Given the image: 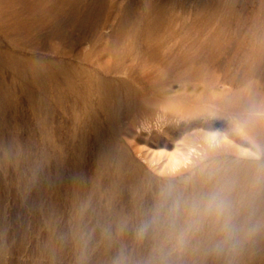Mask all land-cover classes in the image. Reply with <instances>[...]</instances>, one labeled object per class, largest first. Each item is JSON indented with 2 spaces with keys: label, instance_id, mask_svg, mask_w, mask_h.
<instances>
[{
  "label": "rangeland",
  "instance_id": "374dc122",
  "mask_svg": "<svg viewBox=\"0 0 264 264\" xmlns=\"http://www.w3.org/2000/svg\"><path fill=\"white\" fill-rule=\"evenodd\" d=\"M114 2H116L114 4L118 5V8L115 7L113 11L110 6L112 0H107L103 6L97 5L98 7L95 8L94 12L97 11V14L101 11L103 17L101 13L97 16L102 19L114 15L113 21L111 20L113 26H117V24L119 26V22L125 20L128 27V24L132 21L140 27V32L148 31L155 35L169 34L171 36L174 34V36H177V40H180L181 37H191L202 45L196 43L199 47L174 49L169 52L164 49H157L159 50L157 53L154 51V55H150L152 59L140 61L141 63L135 65H118L119 70L117 71L109 68L113 65L114 58L111 63L107 62L110 60H105L104 65L107 63L104 67L105 70H112V73L109 72L105 76L114 81V88L118 85V95L122 97L132 95L134 88L135 91L139 90L140 92L142 90L137 93L135 106L129 110L128 114L120 117L116 130L113 132L109 125L106 127L105 135L109 136V134L114 133L118 142L116 150L124 148L131 159L144 163L152 172L158 175L163 174L153 169V166L149 164L151 161L155 166L158 162H169V156L184 152L183 160L186 163L184 167L187 168L189 163H194L192 154L187 155L186 152L188 134H203L204 137L200 139L202 142L205 141L202 138H205L206 135L213 138L215 136V141L220 138L226 141L231 140L234 145L236 142L234 136L228 137V139L224 138L225 134L230 135L232 131H230L229 115H243V122L251 131L256 133L255 137L259 138L258 143L264 149V0H116ZM108 5L110 7L106 8L105 12L102 11L105 10L104 6L107 7ZM53 7V0H0V51H6L7 53L9 51V57H3H6L8 63L5 59H1L0 62L8 65L5 67L4 64L3 69H0V76L3 77L0 78V96H3L2 103H4L0 116L3 114L7 118L10 117L8 118L10 124L5 125L8 128L4 139L9 142L11 151L0 143V264H112L113 259L121 249L126 253L127 264H182V262L183 264H191L190 255H188L189 250H196L201 246L196 243L184 244L183 240L173 238V232H169L168 237L166 236V238L159 241L153 238L155 234L153 230L144 239L138 240L135 237V226L132 225L133 223L129 219L127 225L124 226V231L117 234L119 227L114 224L115 220L111 212L113 205L106 196L109 194L114 197L115 194L108 193L106 188L107 191L105 192L107 193H90L94 189L91 183L96 167L85 162H81L80 168L82 170L81 177H84L81 182L86 190L84 200L87 203L84 214L87 215L86 218L83 217L82 222L74 217L73 207H71L72 199L69 198L73 183L70 178L73 169L70 168L76 166L75 151L77 148L73 144L79 146L81 140L85 138V132L81 128L82 123L80 124L86 114V109L85 111L83 109L85 107L83 99L86 100L85 97H91L94 102V108L91 109L93 112H97V96H93L84 87L73 89L68 85L69 77L65 74L67 80L64 79V81L66 80L68 83L63 82L64 84H60L61 82L58 81L55 82L56 85L52 84L65 89L68 93L67 96H69H66L68 99H64V96L45 100L40 97L41 89L34 82L33 77L35 71L42 70L46 66L45 63L50 61L62 65L74 64L81 68L86 64L84 61L85 56L91 53L90 47L85 46L84 48L82 46V48H75L72 51L70 47L67 48L69 41L67 44V41L61 42L49 38L48 34L46 35L50 31L48 29L42 31L39 37L37 36L39 39H36L38 44L35 42L37 44L35 45L36 49L26 48L25 35L27 32L23 30L17 32V27L26 26L27 24L29 28H33L32 26L35 25L39 26L44 23L43 21L52 24ZM39 8L42 10L40 11ZM116 9L118 10L114 11ZM113 12H118L119 16H115ZM114 20H116V23H114ZM6 27L10 28V31H5ZM31 33L37 34L36 31H31ZM106 35L105 40H108L109 33ZM196 37H199V39ZM208 43L212 44L209 46L210 49L207 46ZM13 47H20V49L13 50ZM11 51L12 53H10ZM172 53L174 54V60L171 57ZM120 54L121 52H118L119 58ZM155 55H158V57L154 58ZM160 56L161 58H159ZM165 56L172 58V61L169 58V60L167 59L169 62L176 63L171 65L172 63L168 62V64L167 61L164 62L165 64L157 62V60H166L167 57ZM15 60L19 61L13 63ZM178 60L181 62H178ZM10 62L14 65H11ZM148 67H150L149 70ZM12 68L16 72L12 71ZM47 68L43 71L50 73V69L47 70ZM24 71L31 74L30 78L33 83L29 84L30 88L28 85L25 86L21 83V79L18 81L20 77L15 75ZM183 73L197 80L198 89L208 87L211 83H217L216 88L218 90L214 96H211L210 90L206 94L196 96L198 101H202L201 106H210L216 110L212 109L214 110L212 117H210L211 111L204 112L203 116L197 118L198 121L196 120V123H194L196 126L189 133L182 132L185 125L184 121H177L170 114L159 117L155 108L141 104L143 99L147 100L152 95L149 80L153 81L157 78L159 80L164 77H168L167 79L170 77L173 80L174 76ZM120 82H125L127 86L129 84L132 89L129 87L125 89V86H122ZM8 83L10 88L6 85ZM11 83L16 86L13 87ZM174 85L176 86L177 83H174ZM7 88L8 90H6ZM24 90L27 93L23 92L24 94H22ZM128 90H131L132 93L131 91L130 93L127 92ZM30 91L36 92L39 95L38 98H34V100L29 93ZM13 96H16V98ZM213 97L220 100L217 106L212 105L210 102ZM43 116L52 119H50L49 124L41 123ZM159 130L166 132L167 138L170 139L167 144L160 142V137H158L159 142L154 141L160 133ZM260 132L263 134H260ZM41 133L42 136L44 134L43 139ZM45 136L50 139L45 138ZM90 137L93 141H96L95 136ZM172 138H175L176 141L172 142ZM175 144L180 149H176ZM42 145L44 146L43 150H41ZM252 147L258 151L256 146L251 143H246L241 147L244 158H259L258 152H254ZM41 151L43 152L41 153ZM59 151L61 155L58 153ZM194 152L196 153L193 150ZM8 153L10 155L6 157ZM46 154L50 158H37ZM235 154L237 153L235 152ZM195 156L197 157L198 153ZM159 159L160 161H158ZM70 160H72V163H70ZM114 161L113 158L112 165ZM196 165L188 168L186 173L195 169ZM84 170L88 171V175ZM63 171L66 175H63ZM83 172L89 177L84 176ZM90 188L91 190H88ZM99 188V190H103V187L99 186ZM41 192L43 193L40 194ZM94 197L96 198L94 199ZM94 204H98L97 208L94 207ZM105 233H111L112 239H106ZM81 237L89 241L87 250L83 248ZM205 244L206 242L202 245L203 249H205L203 247ZM247 248L248 245L244 251ZM255 249L257 248H254L251 254L257 257L259 250ZM184 254L187 256H183ZM257 258L259 259V255ZM244 260L243 257L241 263ZM229 261L236 264L231 257L221 259L210 255L206 264H218V262L219 264H226V262L227 264H233Z\"/></svg>",
  "mask_w": 264,
  "mask_h": 264
},
{
  "label": "bare ground",
  "instance_id": "6f19581e",
  "mask_svg": "<svg viewBox=\"0 0 264 264\" xmlns=\"http://www.w3.org/2000/svg\"><path fill=\"white\" fill-rule=\"evenodd\" d=\"M106 1L107 0H53V2H54V7H53V11H52L53 16L51 15L53 18V21H51L52 24H49L50 22L46 23L45 21H43L44 23H41L39 26H36V25L32 26V23H31V26L33 28H31V27L29 28V26H27L28 24L26 22V24H27L26 26L23 25L21 27H17L18 30L16 29L18 33L21 32L20 30L27 32V34L25 35V39H26L25 40L26 41L25 46H26V48L36 49L35 45L38 44V41L36 39L39 37V35L42 34V31L48 30V29L50 31H49V33H46V35L48 34L47 36H49V38L54 39V40H58V41L60 40L61 42L67 41V44L69 41V44H68L69 46L67 48L70 47V49L72 51L75 48H79V47L82 48V46H84V48H85V46L88 48L90 47L91 53L89 55L85 56L84 61L86 62V64L81 66V68H79L77 65H74V64H71V65L70 64H68V65L63 64L62 65V64H56V63L50 61L48 63H45L46 66H44V64L42 63V65L45 68L48 67L47 70L50 69L49 70L50 73L47 71L45 73L44 72L45 68H43L42 70L35 71L34 77H33L34 82L41 89L40 93H39V95H41L40 97H43L45 100L52 98V97H60L61 98L64 96H65L64 99H66V100L68 99V98H66L68 93L66 92L65 89L53 85V84H55V82H58V81L61 82L60 84H62L63 82H67L66 81L67 79L65 78V74H67L69 77L68 78L69 83L67 82L68 85H70L73 89L79 88V87H84L85 90H87L89 93H92L93 96L94 95L97 96V101H96L97 112L92 111V109L94 108L93 107L94 102L91 99V97H85L86 100L83 99L85 101V107H83V109H84V111L86 109V114L84 115L85 118L82 121H80V124L82 123L81 128L85 132V138L83 140H81L80 144L77 143V144H79V146L76 144H73V145H75V148H77L75 151L76 152V158H75L76 159V162H75L76 166H75V168H70L71 170L73 169V171L70 175L71 177L69 176L73 180V183L71 182L72 188L70 189L71 195H69V198L71 197V199H72V206L71 205L70 206L73 207L74 217L78 218L79 221L82 222L83 217L86 218V215H87V214L86 215L84 214V208H85L87 202L84 200V194H86V190H85V187L83 186L84 184L81 182L82 179L84 178V177H81V171H82L80 168L81 162L88 163L89 165L92 164L96 167V171L94 173L92 183H91L92 187L94 189H93V192H90L91 194L95 193V192L96 193L97 192L98 193H104L105 191H107L106 189H108V193L115 194L114 197L109 195V194L106 196L108 197V201L113 205L111 212L113 213V216H114V220H115L114 224H116L115 226H117V227L126 226L127 223L129 222L128 221L129 219L133 223L132 225L136 226L139 223V221L144 218V215L147 212V210L152 207V205L154 203V192H155L157 186L160 183L165 182L167 180H174V179H180L182 177H189L190 180L192 181V183L194 184V186L200 187L201 186L200 182L203 180L205 172L209 170L210 164H212L214 167L220 168V171L216 175V179L218 181H224V180H227L233 176H239V177L243 178V177L248 176L251 172L256 171L257 169L264 170V149H262L260 144L258 143L259 138L255 137L256 133L251 131L243 122L244 121V118H242L243 115L236 116L234 114L235 116H230V115L228 116V120H229V123L231 125L230 131L231 130L232 131L230 132V135L225 134L224 138L228 139V137L234 136L236 138V142L234 143L235 147L232 144L231 140L226 141V140H223L220 138V139L215 141V138H216L215 136L213 138V137H210V136L208 137L205 135V138H202V139H205V141L202 142L200 139H201V137H204V136H202L203 134H201V135L199 133L188 134L187 135L188 136L187 141H186V146H187L186 152H187V155L192 154L194 163H192V164L189 163L187 165V168L184 167V165H186V163L183 160V157L185 155L184 152L178 153V154L173 155V156H169L168 157L169 162L159 163L158 162V161H160V159H159L157 161L158 163H156L155 166L153 165V161H151V163H149V164L153 166V169H155L158 172H161V174H163V175H158L155 172H152L144 163H142L138 160H135V159H131L128 156L127 151L124 148H120V149L116 150V148H117L116 146H118L117 145L118 142L114 136V133L109 134V136L105 135L106 127L109 125L110 126L109 128H111L113 130V132L116 130V128L118 127L119 122H120V117L121 116L123 117L124 115L128 114L129 110L133 106H135V104H136L135 98L137 97V93H140L142 90L140 92H139V90L135 91V88L133 87L134 92L132 95L122 97V96L118 95V88H119V87L117 88L118 85L116 86L117 89L114 88V84H115L114 81L112 79L106 78L105 74L111 72L112 70L113 71L119 70L118 65H122V64L123 65H131V64L135 65L136 63H141L140 61L152 59V58H150V57H152L150 55L151 54L154 55V53H153L154 51L157 53V51H159L157 49H164L168 52L172 51L174 49H190V48H193L195 46H198L196 43L199 44V41L196 42L191 37H181L180 40H177V36H174V34H173V36H171L169 34L155 35V34H152L148 31L140 32L139 31L140 27L137 26V23L131 21L130 24H128L129 26L127 27L126 26L127 22L125 20H122V19H120V20H122V22H119L120 23L119 26H118V24H117V26H113L112 18L114 15H112V14L115 12H113L111 14L112 16H108V17L103 18V19L101 17L97 16V15H100L101 11H100V13L98 12L97 14H96L97 11L94 12L95 8L98 7L97 5L103 6L106 3ZM114 1H116V0H112V3H110L112 11H113V9H115V7L118 8V5L116 6V4H114L116 2H114ZM51 5L53 6V4H51ZM113 5H115L114 8H113ZM110 6L109 5L107 7L104 6L105 10H102V11L105 12L107 10L106 8H108ZM29 8H31V7H29ZM40 8H39V10L41 11L42 9H40ZM111 8H110V10H111ZM50 9H52V8H50ZM44 10H45V8H44ZM117 10L118 9H116L114 11H117ZM111 12H109V13H111ZM116 13H117V15H116ZM116 13H115V16H119L118 12H116ZM106 15H107V13H106ZM101 16L103 17V14ZM115 18H117V17H115ZM40 19H42V18H40ZM117 19H119V18H117ZM45 20H47V19H45ZM114 21H115L114 23H116V20H114ZM9 29L10 28L6 27L5 31H10ZM31 31H36L37 34H32ZM17 32H16V34H17ZM108 33H109V35H108L109 41L105 40L107 38L106 34H108ZM196 38L199 39V37H196ZM102 41H104V42H102ZM35 42L37 44H35ZM209 44L210 43H208V45H207L208 47L212 45V44H210V45ZM199 45L202 46L201 44H199ZM198 47H196V48H198ZM16 48L20 49V47H16ZM16 48L13 47V50H17ZM209 49H210V47H209ZM0 52H1L0 53V62H1V59L3 60L6 58V57L3 58L4 56L9 57L8 56L9 51H8V53L6 51L5 52L0 51ZM88 52H89V50H88ZM118 52L119 53L121 52L120 58L118 57ZM210 52H208V53H210ZM10 53H12V51ZM179 53H180V51H179ZM10 55H13V54H10ZM72 55H74V54L72 53ZM171 55L169 54V56H171L174 60V57H173L174 54L172 53ZM176 55H178V54H176ZM161 56L159 58H161ZM169 56H165V57H167L166 60H161V61L157 60V62L158 63L161 62L162 64H165L164 62L167 61V63H168L169 62L168 60L170 59ZM179 56H178V58L181 59ZM157 57H158V55L154 58H157ZM181 57L183 58V56H181ZM23 58H25V57H23ZM162 58H163V56H162ZM172 58L170 59L171 61H172ZM189 58H190V56H189ZM209 58H211V57H209ZM106 59H108L110 61H107ZM112 59H113V65L110 64L111 66H109V68H112V70L106 71L104 68L105 65L107 64L106 63L104 65L105 60L107 62L111 63ZM5 60H7V59H5ZM19 60L21 61V58ZM19 60H17V61H19ZM17 61L15 60V61H13V63H15ZM154 61H156V60H154ZM171 61L169 63H172ZM215 61H217V60H215ZM24 62H26V61L24 60ZM24 62H23V65H24ZM178 62H181V61L178 60ZM7 63H8V60H7ZM174 63H176V62H173L171 65H173ZM210 63H212V61H210ZM4 64L5 63H0V69H3V66H5V65H6L5 67L8 66L7 64H5V65ZM10 64H11V62H10ZM178 64L180 65V63H178ZM178 64H176V65H178ZM224 64H225V62H224ZM11 65H14V64H11ZM25 65H27V64H25ZM16 67H17V65H16ZM109 68H107V69H109ZM149 68L150 67H148L147 69L149 70ZM10 69H11V67H10ZM12 71L16 72L15 69H13ZM3 72L5 73V71H3ZM24 72H22V73L18 72L15 75L20 77V78L17 77L18 81H20L19 79H21L22 80L21 83H23L25 86L28 85L30 88L31 86L29 84L33 83V82H31V78H30L31 74L26 73V71H24ZM147 73H149V72H147ZM156 75H157V73H156ZM150 77L156 78V77H152V76H150ZM161 77H162V75H161ZM0 78H3V77L0 76ZM164 78L159 79V80H157L158 79L157 78L153 81L149 80V82H151V83H149L150 84L149 88L152 90L151 91L152 95L147 100L143 99L142 100L143 103H141V104H145L148 107L150 106V107L155 108L156 114L159 117H165L168 114H170L177 121H184L185 125H184V130L182 131L183 133H189L191 131V129H193L196 126L194 123H196V120L198 121L197 118L203 116L204 112H206V111L210 112L211 111L212 113L210 114V117H212L214 115L213 111L216 109L212 108L210 106L209 107L208 106H201L200 104L202 103V101H198L196 99V96L199 94L200 95L206 94V92L209 90H210L211 96H214V94L218 91L216 88L217 83H211L210 86H208V87L206 86L205 88L198 89V84H196L197 80L194 78H191V76L184 74V73L183 74H177L176 76L173 77V80H171L170 77H169L170 80L167 79L168 77H166L165 79ZM64 79H66V80L64 81ZM125 82L124 83L120 82V83L122 86H125V89L126 88L128 89L129 84L127 83L128 84V86H127ZM2 83H3V81H2ZM174 83H177V85L175 86ZM116 84H117V82H116ZM0 85H1V81H0ZM6 85L8 88H10L9 83ZM6 85H4V86H6ZM11 85L13 86L12 83H11ZM14 86H16V85H14ZM8 88L6 90H8ZM22 88H20V89H22ZM129 88H131V87H129ZM2 89H4V88H2ZM145 90H146V88H145ZM27 91H29V90H27ZM130 91L128 90L127 92L130 93ZM2 92H4V91H2ZM23 92H26V91L25 90L22 91V94H24ZM29 93L31 94V96H33V99L38 98V96H39L34 91H30ZM131 93H132V91H131ZM15 94L17 95V93H15ZM22 94H20V95H22ZM5 96H7V95H5ZM90 96H91V94H90ZM2 97L0 96V111H2L3 104H4V103H2ZM13 97L16 98V96H13ZM67 97H69V96H67ZM62 99H60V100H62ZM5 100H7V99H5ZM56 100H58V99H56ZM211 100L212 101H210V102L214 106H217L218 102L220 101L214 97ZM32 104H34V103H32ZM72 104L74 105V103H72ZM44 106H45V104H44ZM9 107H11V106H9ZM53 107H56V106H53ZM72 108H74V107H72ZM46 109H48V108H46ZM212 109H214V110H212ZM72 111H73V109H72ZM53 112H55V110H53ZM101 113L104 115H102ZM37 115H39V114H37ZM8 118H10V117H8ZM8 118L5 117L3 114H1V116H0V143H1V145L5 146L6 148L8 147V149L10 151L9 144H8L9 142H6L4 139V135L6 134L7 128H8V127H5V125L7 126V124L9 123ZM50 119L48 116H43L41 119L42 120L41 123H44L45 125L49 124ZM77 119H79V118L77 117ZM13 125L15 126L16 124H13ZM41 126H43V125H41ZM159 132L160 133L157 135V139H154V141L159 142L158 137H160V142L162 141V143L167 144V142L170 139L167 138L166 132L161 131V130H159ZM261 133L262 132H260V134ZM92 135L95 136L96 141H93L91 139L90 136H92ZM41 136H42V133H41ZM43 136H44V134H43ZM43 136H42V139H43ZM47 136H45V138H47ZM259 137H261V136H259ZM171 140H172V142L176 141L175 138H172ZM49 141H51V140H49ZM10 142H12V141H10ZM246 143H251V144H254L256 146L258 151L254 150L253 147H252V149L254 150V152H256V153L258 152L259 158L249 159L247 157L244 158L242 156L243 153L241 152L242 151L241 147H243V145ZM46 144H48V143H46ZM95 144H96V147H95ZM199 144L201 146H198ZM43 147L44 146L42 145L41 150H43ZM175 148L176 149L179 148L177 144H175ZM260 148H261V150H260ZM239 149H240V151H239ZM193 150L196 151V153H198L197 157L195 156L196 153L195 152L193 153ZM45 151H47V150H45ZM6 152H7V149H6ZM42 152L43 151H41V153ZM49 152L51 153V151H49ZM199 152H201V153L199 154ZM235 152L237 154H235ZM58 153L60 154V151ZM9 155H10V153H8L6 157H9ZM13 156H14V154H13ZM37 158L48 159L50 157L48 156V154H46V155H42V156L37 157ZM73 158H74V156L72 157V159ZM113 158L115 161L112 165L111 162H112ZM68 159H71V158H68ZM70 163H72V160H70ZM24 164H26V163H24ZM225 164L227 165L226 169L221 167ZM193 165H196L195 169H192L191 171H188L186 173V170L188 168L192 167ZM58 171H60V170H58ZM68 172H71V171H68ZM87 172H86V174H87ZM63 173H64L63 175H66L64 171H63ZM86 174H84V172H83L84 176L88 175V174L87 175ZM62 177H64V176H62ZM87 177H89V176H87ZM70 178H68V179H70ZM89 183H90V181H89ZM87 184H88V182H87ZM99 186L103 187V190H99L100 189ZM39 189H41V188H39ZM41 190H43V189H41ZM88 190H91V188ZM248 191L249 190H248L247 184L242 179L240 186L237 189V193L239 195H242V196H247ZM60 192H62V191H60ZM42 193L43 192H41L40 194H42ZM105 193H107V192H105ZM58 196L60 197V194ZM92 196H95V195H92ZM95 198L96 197H94V199ZM94 205H95L94 207H96L98 204H94ZM99 209H100V207H99ZM254 212H255L254 220L258 224V231L252 237L251 241L248 243V248L246 249V251H244V253L242 252L239 255L231 257V259L236 264H256V263L257 264H264V189H262L255 198ZM154 231H155V234H154L153 238L156 240H159V241L166 238V236L168 237L169 232L170 233L173 232L174 233V234H172L173 238L175 237V238H178L180 240H183L182 242H184V244L185 243L186 244L187 243H191V244L196 243L197 245H200L201 247L199 249L197 248L198 250L197 249L191 250L189 247V249H190L189 254H188V255H190L189 259H190L191 264H206L207 258H209L210 255L205 251V249L202 248V245L204 242H206L212 236V225L208 221H204L200 225L193 224L191 226V228H189V226L185 222V220L181 219L180 221L177 222V224L173 228H168L165 230H154ZM2 233H4V232H2ZM1 237H2V235H1ZM3 237H4V234H3ZM190 241H194V242H190ZM176 242H177V240H176ZM182 242H181V244H182ZM173 243H174V241H173ZM177 243H179V242H177ZM157 244H158V242H157ZM184 244H183V246H186ZM203 247H205V246H203ZM254 248H257L259 250V254H258L259 259L257 258L258 255H256L257 257H255L251 254L252 250ZM187 249H188V247H187ZM257 249H255V250H257ZM183 256L186 257L187 255L184 254ZM243 257L245 259L244 260L245 263H243L244 261L241 263V260L243 259ZM219 258L223 259L224 257H219ZM184 261H186V260H184ZM230 263H233V262H230ZM182 264H183V262H182ZM218 264H219V262H218ZM226 264H227V262H226Z\"/></svg>",
  "mask_w": 264,
  "mask_h": 264
},
{
  "label": "clouds",
  "instance_id": "9594fccd",
  "mask_svg": "<svg viewBox=\"0 0 264 264\" xmlns=\"http://www.w3.org/2000/svg\"><path fill=\"white\" fill-rule=\"evenodd\" d=\"M227 168V165L221 166ZM220 168L209 165L201 186L196 187L189 177L167 180L160 183L154 192V203L144 218L135 226V237L142 240L153 230L173 228L184 219L189 228L208 221L212 225V236L206 241L205 251L216 257H233L242 253L258 231L254 220V202L264 189V170L257 169L246 177L233 176L224 181L216 179ZM247 184L248 194L237 193L241 180ZM124 231L120 226L117 234ZM111 240V233H105ZM84 250L88 239L81 237ZM112 264H127L123 249Z\"/></svg>",
  "mask_w": 264,
  "mask_h": 264
}]
</instances>
